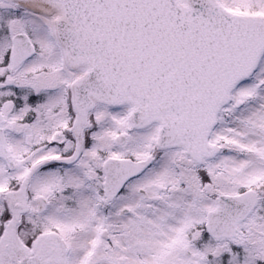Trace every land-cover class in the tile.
Returning <instances> with one entry per match:
<instances>
[{"label": "snow or ice", "instance_id": "snow-or-ice-1", "mask_svg": "<svg viewBox=\"0 0 264 264\" xmlns=\"http://www.w3.org/2000/svg\"><path fill=\"white\" fill-rule=\"evenodd\" d=\"M0 264H264V0H0Z\"/></svg>", "mask_w": 264, "mask_h": 264}]
</instances>
